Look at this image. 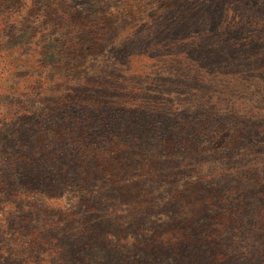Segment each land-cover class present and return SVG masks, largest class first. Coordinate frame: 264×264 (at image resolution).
Masks as SVG:
<instances>
[{"label": "trees", "instance_id": "obj_1", "mask_svg": "<svg viewBox=\"0 0 264 264\" xmlns=\"http://www.w3.org/2000/svg\"><path fill=\"white\" fill-rule=\"evenodd\" d=\"M228 1L0 0V264H264V1Z\"/></svg>", "mask_w": 264, "mask_h": 264}, {"label": "rangeland", "instance_id": "obj_2", "mask_svg": "<svg viewBox=\"0 0 264 264\" xmlns=\"http://www.w3.org/2000/svg\"><path fill=\"white\" fill-rule=\"evenodd\" d=\"M236 0H230L227 3H225L226 8L229 5H232L234 7H239L238 5L235 4ZM264 1V0H263ZM251 4V3H249ZM224 6L221 7V9H223ZM245 6L242 7V10L244 9ZM225 9V8H224ZM239 10V9H237ZM236 15H239V13H236ZM254 20V21H251ZM249 21V23H247V25L245 26V30H242L240 35H235L234 40L230 39V38H218V36H211L209 38L203 39L201 40V46H200V50L207 54L212 52V54L214 55V59L215 58H223L224 55H227L226 53L229 51L232 52V48L234 47V44H237L238 47H246L247 43H252V41L254 40L253 38H255V36L258 37L259 33L261 34V24H259L256 19H251ZM261 36V35H260ZM259 36V37H260ZM264 37V36H263ZM230 39V40H228ZM229 50V51H228ZM58 202V201H56ZM60 203L65 204L66 203V198L62 199L60 201Z\"/></svg>", "mask_w": 264, "mask_h": 264}]
</instances>
